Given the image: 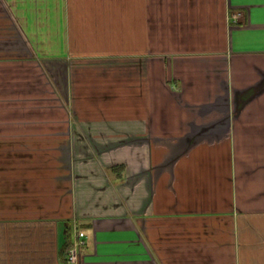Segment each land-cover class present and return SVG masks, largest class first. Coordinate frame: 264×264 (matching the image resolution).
<instances>
[{
    "label": "crops",
    "instance_id": "1",
    "mask_svg": "<svg viewBox=\"0 0 264 264\" xmlns=\"http://www.w3.org/2000/svg\"><path fill=\"white\" fill-rule=\"evenodd\" d=\"M76 228L78 264H264V0H0V264Z\"/></svg>",
    "mask_w": 264,
    "mask_h": 264
},
{
    "label": "built area",
    "instance_id": "2",
    "mask_svg": "<svg viewBox=\"0 0 264 264\" xmlns=\"http://www.w3.org/2000/svg\"><path fill=\"white\" fill-rule=\"evenodd\" d=\"M239 17V13L231 14V20L236 21ZM86 235L84 231L76 228L74 231V237L67 250L66 258L69 264H78L80 258V250L85 245Z\"/></svg>",
    "mask_w": 264,
    "mask_h": 264
}]
</instances>
